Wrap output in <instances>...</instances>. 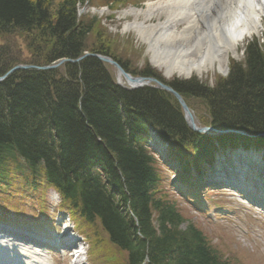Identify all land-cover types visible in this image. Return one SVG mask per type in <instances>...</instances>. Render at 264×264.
Masks as SVG:
<instances>
[{
  "label": "trees",
  "instance_id": "trees-1",
  "mask_svg": "<svg viewBox=\"0 0 264 264\" xmlns=\"http://www.w3.org/2000/svg\"><path fill=\"white\" fill-rule=\"evenodd\" d=\"M127 2L137 0H120V6ZM85 3L99 4L0 0V75L18 63L49 64L86 51L114 57L99 20L78 14ZM263 47L256 38L247 42L242 60H231L213 86L194 76L169 83L187 101L199 100L213 127L264 132ZM150 71L143 68V75ZM149 126L168 140L175 157L195 167L215 143L264 146V137L212 139L191 131L170 93L122 89L109 65L95 57L17 70L0 82V198L31 192L41 206L46 189H55L79 228L94 242L91 230L96 235L94 246L104 242L101 228L125 253L124 264H243L236 248L228 242L218 248L169 198L162 169L142 146Z\"/></svg>",
  "mask_w": 264,
  "mask_h": 264
},
{
  "label": "bare ground",
  "instance_id": "bare-ground-1",
  "mask_svg": "<svg viewBox=\"0 0 264 264\" xmlns=\"http://www.w3.org/2000/svg\"><path fill=\"white\" fill-rule=\"evenodd\" d=\"M162 11L163 20L145 22ZM130 12L134 18L144 14L145 20L134 19L124 29L133 30L147 43L151 64L165 77L196 74L202 78L209 69L223 73L243 39L258 36L264 29V0H160ZM181 20L186 25L178 30L176 25ZM119 80L124 84L123 78ZM18 249L29 252L24 247ZM22 256L19 262H25ZM3 260L17 263L12 259V250L0 246V262Z\"/></svg>",
  "mask_w": 264,
  "mask_h": 264
},
{
  "label": "rangeland",
  "instance_id": "rangeland-1",
  "mask_svg": "<svg viewBox=\"0 0 264 264\" xmlns=\"http://www.w3.org/2000/svg\"><path fill=\"white\" fill-rule=\"evenodd\" d=\"M95 1L96 3L99 2L100 4L101 3L100 1L102 0H95ZM157 1L159 0H145L142 2L143 7H137V9L142 10L146 7V4L154 3ZM132 6L134 5L121 6V7L116 6L114 7V9L111 8L108 9L106 7H100V5H93V6L86 5L80 7L79 10H81L80 14L88 15V17L94 16L99 20V25L101 26V28L104 27V30L107 33V35L110 36V38L107 37V39H110V44L113 45L114 47L112 48V51H116V53L114 54V58L120 59V62L129 68H136L139 66L148 65L158 70L151 63H149L147 43H145V41H142V39L139 38L138 35L133 30L124 29V25L133 22L134 19H136L137 21L144 19V14H140L139 16L134 18L135 16L130 12L131 8H135ZM137 6H141V5L138 4ZM164 12L165 11L155 12L145 22L156 23L158 21L163 20L165 16ZM185 25H186V21L181 20L177 22L176 29L181 30ZM263 34H264V29L261 31L258 37L262 36ZM247 38L250 37H246L243 40V42L239 44L237 49V55L233 57L230 56L229 61L231 60L239 61L243 58L242 49L244 46V42ZM20 39L18 40L20 41ZM14 44L16 45L17 48H21L19 43H14ZM14 51L22 58L26 57L27 53L24 54L25 52L23 53L17 49ZM191 76L197 77L201 82L209 85L210 87L213 85L215 79L224 78L225 74H222L214 69H209L202 78L198 77L196 74H192ZM173 77H177V76L174 75L172 76V78ZM179 78H184V77L179 76ZM198 101L199 100L196 101L194 99L188 100V102H190L192 105L191 107L194 112L195 118L197 119V121L201 123L200 125H207L208 124L207 112L204 106L198 103ZM162 181H165V178ZM167 192L170 195V199L174 200L175 194L172 193L170 189ZM203 195L204 196L202 197L198 194V197H199V203H202L203 206H205L204 212L195 211L194 207L191 205V203H189V201L186 198L183 197V199H179L178 205L182 207L183 209L182 212L184 213L185 217L189 218L193 222L198 223L200 227L204 226L205 228L204 230L210 236L212 243H214L218 248H220L219 244H224L226 242H228V244L231 247L237 248L238 257L240 258L241 263L243 262V264H264V260L259 259V257L257 256L259 255L260 258L262 256L259 250H263V254H264V231L259 232L257 230L256 232L249 223H247L249 229L245 228L246 222H242L240 219H236L238 215L240 216L244 215L243 210H247V212L249 213L252 211L253 215H256L254 214L256 213V211L252 210L250 206L239 202L235 197L231 196L229 194V188L227 187L220 186L219 189L217 190L207 189L206 191H204ZM212 196L220 197L218 201L221 203V206L217 210V212H215L216 207L213 205V202L210 201V198H212ZM47 199L49 206L50 222L44 224H48L49 226L53 227L52 220L56 219L57 217L55 214V210H56L55 205H57L55 192L49 190L47 192ZM226 216L232 217L233 221L237 220L238 222H240L239 224L241 225V227H244L242 229H244V231L246 229V233H244V231L242 230L239 231L237 227L235 229L232 225L233 222L225 219ZM213 217L216 218L217 220L216 222H214ZM246 218L249 220L248 217ZM216 236L217 239H219L220 243L217 241ZM257 246L260 249L256 248ZM106 247H107L106 250H110L108 245ZM222 247L223 249L224 248L226 249V247L224 246ZM112 254H115L118 257L116 264H124L125 261L124 252L119 254L117 250L114 249V251L112 250ZM105 261H107L108 264L114 263L113 261H109L106 259ZM105 261L103 257L98 258L96 260L98 264H106Z\"/></svg>",
  "mask_w": 264,
  "mask_h": 264
},
{
  "label": "water",
  "instance_id": "water-1",
  "mask_svg": "<svg viewBox=\"0 0 264 264\" xmlns=\"http://www.w3.org/2000/svg\"><path fill=\"white\" fill-rule=\"evenodd\" d=\"M89 55L94 56V57H96V58H98V59H100L102 61H105V62H108V63L112 64L113 66H115L117 68L119 74H122L128 81H130V82H140V84H144L143 83L144 78H142V77H132L131 75H129L126 72H124V70L120 67V65H118L114 60H112V59H110V58H108L106 56H103V55L85 53L83 56L75 59L74 61H79L83 57L89 56ZM64 60H66V59L60 60L56 64H53V65H50V66H42V67H35V66H32V65H16L13 68H11L7 73H11L12 71L17 70V69L30 68V67L41 68V69L55 67L56 65L62 63ZM148 80H153L154 82H156V84L159 87H161V88H163V89L171 92L172 94H174V96L178 99V102H179V104L181 105V107H182V109L184 111L185 120H186L188 126L192 130H195V131H198V132H209V131H213V132L219 133V134H224V133H228V132L237 133V134H245V135L247 134L245 131L239 130V129H215L213 127H198L195 124V122L193 121L192 114L188 110V107L186 106L185 102L181 98L180 94H178L176 91H174L170 86H167V85L161 83L160 81H158L156 79L148 78ZM259 135H264V132L259 133Z\"/></svg>",
  "mask_w": 264,
  "mask_h": 264
}]
</instances>
